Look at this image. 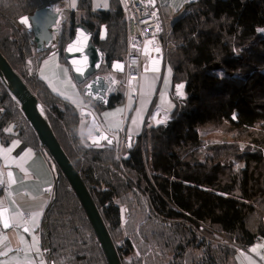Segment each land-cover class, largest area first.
Instances as JSON below:
<instances>
[{"label":"trees","instance_id":"1","mask_svg":"<svg viewBox=\"0 0 264 264\" xmlns=\"http://www.w3.org/2000/svg\"><path fill=\"white\" fill-rule=\"evenodd\" d=\"M56 1L0 0V51L42 103L120 263L238 264L233 243L248 247L264 239V0L183 3L171 23L166 51L172 84L184 86L183 104L172 108L167 121L144 127L123 156L114 144H90L80 132L79 107L27 67L49 50L35 53L32 33L17 20L45 5L58 9ZM66 11L58 58L66 63L64 47L77 22L91 31L103 55L98 70L77 83L82 93L90 77L124 59L125 19L119 0H110L103 10L92 9L90 0H77ZM117 76L122 82L123 75ZM123 97L119 83L105 105L93 107L100 113ZM210 131L220 138L208 137ZM13 136L46 153L0 80V138L6 142ZM42 227L48 264H108L61 171Z\"/></svg>","mask_w":264,"mask_h":264},{"label":"crops","instance_id":"2","mask_svg":"<svg viewBox=\"0 0 264 264\" xmlns=\"http://www.w3.org/2000/svg\"><path fill=\"white\" fill-rule=\"evenodd\" d=\"M62 1L64 3L63 8L58 5V9L61 10L60 21L62 19L66 21L67 16L66 13H64V10L74 9L75 7L70 6V3H75L77 0ZM90 1L91 7L94 10L106 9L110 2V0H107V7H103L104 0ZM158 1L164 18L167 13L172 16L178 14L183 3L188 0ZM119 3L121 4L120 0ZM97 5L101 6L98 7ZM34 59L37 60L36 67L33 64L34 60L32 61V64L28 63L29 67H33L47 84L49 81L42 77L46 69L53 67L61 71L64 70L65 73L66 69H63L64 67L62 65L65 64L68 70H70L68 64L62 62L58 58L56 52L52 54L47 53L40 58L35 56ZM45 61L48 63H45ZM153 61H155V63H153ZM165 65L166 60L163 61L159 56L151 61H148L145 57L140 59L139 77L134 80V88L137 90L138 95L132 97L131 90L123 86V100L120 103L115 104L120 105V109H117L119 111H116L115 113L118 116V120L121 119L116 128H110L108 124V116L105 115L106 108L98 113L93 107V103L95 102L86 99L83 96V93L78 89L77 82H75L77 90L81 95V97L78 96V100L81 98L80 107L88 108L94 113L101 127L114 137L115 146H119L121 138L126 139L129 135L136 137L142 132L144 127H148L152 123H157V121L168 120L170 111L173 107L177 106L176 97L179 95H177V89L175 86L179 84H172L171 71L168 75H165ZM153 68L157 70L153 71ZM107 74H112L120 80L117 76L119 73L113 72L111 69L106 75ZM120 74H123L122 80H124L125 68ZM70 75L71 78L74 79L72 74ZM106 75H103L104 79ZM122 83L123 81L121 84ZM174 93L176 96H174ZM162 96L164 99H162ZM164 100H166L167 103H165ZM154 111L159 120L151 117ZM87 120L88 117L84 115L80 119V132L84 135ZM134 120L135 123L133 122ZM9 173L12 174L11 177H9ZM54 183V163L46 153L34 150L31 146L27 145V143L15 136L10 137L6 142H3L0 138V184L8 187L7 189H0V253H7V255H0V264H3L5 261H7L8 264H48L46 258L47 244L46 240L43 238L42 215L51 200L54 191ZM37 212L40 213L37 218L38 222H30L33 214ZM4 220H8L9 222V227L7 229L3 227ZM25 227L29 229L28 232L24 231ZM33 237L39 242L36 248L33 247V244L35 243ZM37 248L39 249L38 251ZM253 249H256V251H253ZM263 251L264 239L261 238L257 239L250 246L245 247L243 251L237 253H240L242 258L243 255H245L247 260L250 259L251 261L254 260L253 262H256V260L261 261L264 259L262 258L264 257Z\"/></svg>","mask_w":264,"mask_h":264},{"label":"water","instance_id":"3","mask_svg":"<svg viewBox=\"0 0 264 264\" xmlns=\"http://www.w3.org/2000/svg\"><path fill=\"white\" fill-rule=\"evenodd\" d=\"M60 16L61 10L53 9L51 4H49L34 9L30 13L18 18V23L32 33L31 42L34 45L35 53H41L47 50H49L50 54L56 52L61 30V26L59 28L57 27L58 21L61 18ZM21 18H27L28 24L21 23ZM63 21L62 19L60 25ZM55 33L57 34L56 36L54 35ZM80 33L87 36V41L84 46L80 51H76L75 49L71 52L68 51L69 46L73 45L80 38ZM105 37L106 28L104 25H101L99 38L103 40ZM63 58L68 64L72 77L77 83L82 82L98 70L103 59L102 51L92 43L91 31L83 23L77 22L74 25L73 35L65 44ZM73 61L77 63L73 64ZM117 64L121 65V68H116L115 65ZM77 67L81 68L82 71L77 72ZM110 69L113 72L122 73L124 71V61L113 60L110 64ZM0 80L5 85L9 94L18 103L23 115L33 128L40 145L54 163L55 179L58 178L59 171H61L79 198L102 246L108 264H121L113 242L88 190L52 131L42 103L31 91L24 79L13 69L1 51ZM107 87L108 83L103 75L95 74L83 84L82 93L86 99L105 105L109 97L106 93ZM79 112L81 115L88 117L84 132L85 139L90 144L99 145L103 142L109 145L114 144V137L101 127L96 116L90 109L81 107L79 108ZM135 141L136 137L127 136L125 139L126 147H132Z\"/></svg>","mask_w":264,"mask_h":264},{"label":"built area","instance_id":"4","mask_svg":"<svg viewBox=\"0 0 264 264\" xmlns=\"http://www.w3.org/2000/svg\"><path fill=\"white\" fill-rule=\"evenodd\" d=\"M120 2L127 27V49L124 59L125 79L122 84L125 88L131 90L132 97H136L138 93L134 88V80L139 77L140 59L145 57L148 61H151L159 56L165 61L167 34L161 6L158 0H120ZM57 3L58 5L64 4L62 0L57 1ZM157 49H159V51H157ZM105 80L108 83V94L121 83L120 80L112 74H107ZM174 96H176L175 93ZM176 98L177 105H182L183 96H177ZM151 117L159 120L155 111ZM125 148V139L121 138V142L117 147L118 156H123V150ZM7 188L6 185L0 184V189ZM233 244L236 246L237 252H241L245 248L235 243Z\"/></svg>","mask_w":264,"mask_h":264},{"label":"rangeland","instance_id":"5","mask_svg":"<svg viewBox=\"0 0 264 264\" xmlns=\"http://www.w3.org/2000/svg\"><path fill=\"white\" fill-rule=\"evenodd\" d=\"M70 4H71L70 6H72L73 2ZM63 5H59V7L63 8ZM75 5H76V2H75ZM180 12H182V9H180ZM64 13H67V11L64 10ZM178 14H175V16H172L171 14L167 13V14H165V17H164L165 29H166V34H167V45L168 46L170 45L169 32H170L171 23H172L173 19L176 16H178ZM60 23H61V21L58 24V28L61 26ZM36 63H37V60L34 59L33 64L35 67H36ZM62 65L64 67L63 69H66L65 73H64V70L61 71L59 69L50 67V68L45 70L44 75H42V77L49 81L48 85L52 90H53V87L50 86V84L53 85L57 89V91H55V92L61 94L62 96H65L71 102L75 101V103L74 102L73 103L75 105L79 106V108H81L82 107V106L80 107L81 98H79V100H78V96L81 97V95L77 90V86L75 84V81H74V79L71 78V75H70L71 72H70V70H68L66 65L65 64H62ZM27 67L30 69L28 64H27ZM164 68H165L164 69L165 75L166 74L168 75L171 71L170 66L166 63ZM214 68H216V67H214ZM103 75H106V73ZM179 85H182V84L180 83ZM177 86L178 85L175 86L176 89H177ZM182 92H183V89H182ZM119 106L120 105H114L110 108L105 109L106 114H110V115H108V124H109L110 128H116L120 123L121 119L118 120V116L115 113L116 111H118L117 109H120ZM208 137L214 138V139L220 138L219 134L212 133V131L208 132ZM257 244H259V243H257ZM236 258H237L238 264H264V259L261 261L256 260V262H253L254 260L253 261H251L250 259L247 260V257L245 255H243V258H242V255L240 253L236 254Z\"/></svg>","mask_w":264,"mask_h":264},{"label":"snow or ice","instance_id":"6","mask_svg":"<svg viewBox=\"0 0 264 264\" xmlns=\"http://www.w3.org/2000/svg\"><path fill=\"white\" fill-rule=\"evenodd\" d=\"M98 7L99 6H101V5H97ZM103 7H107V0H104V3H103V5H102ZM72 7H75V3L73 2V4H72ZM20 22L21 23H23V24H28V19L27 18H21V20H20ZM79 39L76 41V42H74V44L73 45H70L69 46V48H68V51H73L74 49L76 50V51H80L81 49H82V47L84 46V44H85V42L87 41V36H85L83 33H80L79 34ZM77 45H79V47H77ZM157 51H159V49H157ZM45 63H48L47 61H45ZM77 62L76 61H73V64H76ZM153 63H155V61H153ZM115 67L116 68H121V65H119V64H117V65H115ZM147 70V69H146ZM153 71H156L157 69H155V68H153L152 69ZM76 71L77 72H81L82 71V69L81 68H79V67H77L76 68ZM50 86H52L53 87V91H57V89L53 86V85H51L50 84ZM183 85H178L177 86V95H179V96H183V92H182V89H183ZM162 99H164L163 98V96H162ZM74 103H75V101H73ZM164 102L165 103H167V101L166 100H164ZM169 107H170V105H169ZM119 111V110H118ZM106 116H108V115H110V114H105ZM235 118V117H234ZM134 123H135V120L133 121ZM164 121H157V123H163ZM7 131H11V128H9V129H7ZM110 142V141H109ZM16 143H18V142H16ZM9 175V177H11V173H9L8 174ZM17 215H19V214H17ZM39 215H40V213L39 212H37V213H35V214H33V216H32V218H31V221L30 222H33V223H37L38 222V220H37V218L39 217ZM3 227L5 228V229H7L8 227H9V222H8V220H4V222H3ZM24 231L25 232H28L29 231V229L27 228V227H25L24 228ZM33 240L35 241V243L33 244V247L34 248H36V246L38 245V241H36L35 240V237H33ZM39 249L37 248V251H38ZM253 251H256V249H253ZM0 255H7V253L6 252H4V253H0ZM262 258H264V257H262ZM3 264H8V262L7 261H5V262H3Z\"/></svg>","mask_w":264,"mask_h":264},{"label":"bare ground","instance_id":"7","mask_svg":"<svg viewBox=\"0 0 264 264\" xmlns=\"http://www.w3.org/2000/svg\"><path fill=\"white\" fill-rule=\"evenodd\" d=\"M53 8V7H52ZM53 9H56V8H53Z\"/></svg>","mask_w":264,"mask_h":264}]
</instances>
